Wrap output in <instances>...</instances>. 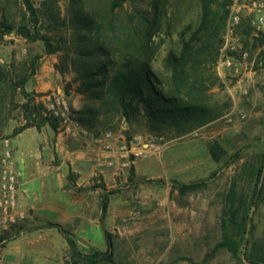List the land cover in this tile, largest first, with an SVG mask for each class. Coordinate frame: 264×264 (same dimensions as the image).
Instances as JSON below:
<instances>
[{
    "label": "rangeland",
    "instance_id": "rangeland-1",
    "mask_svg": "<svg viewBox=\"0 0 264 264\" xmlns=\"http://www.w3.org/2000/svg\"><path fill=\"white\" fill-rule=\"evenodd\" d=\"M70 1L32 0L38 11L34 26L29 16L23 20L21 0H0V176L6 151L19 173V200L7 214L0 211V264H85L74 259L67 240L82 256L100 260L103 229L112 235L113 248L111 262L98 264H264V36L250 25L253 17L244 11L240 25L226 27L223 35V44L228 40L237 51L228 52L235 66L218 60L215 68L223 86L212 91L222 107L217 120L162 139L147 131L142 118L95 135L73 114L86 103L75 86L64 93L72 70L61 75L54 68L64 54H53L54 63L45 65L52 85L40 99L34 75L43 69L44 45L17 32L23 24L31 34L36 27L62 36L68 50L71 31L60 24ZM82 1L86 9L91 6ZM133 5L151 10L149 0H127L117 15L124 19ZM47 13L58 21L48 20ZM199 15V0L160 6L149 62L157 80L167 78L166 55L178 54ZM39 104L60 120L57 132L34 113ZM26 124L39 126L30 128L44 147L43 177H32L36 185L28 195L21 191L25 175L16 167L12 143L13 131ZM125 131L132 135L129 145ZM174 183L203 186L180 196ZM104 198L108 208L102 214ZM225 233L237 257L221 245Z\"/></svg>",
    "mask_w": 264,
    "mask_h": 264
},
{
    "label": "trees",
    "instance_id": "trees-1",
    "mask_svg": "<svg viewBox=\"0 0 264 264\" xmlns=\"http://www.w3.org/2000/svg\"><path fill=\"white\" fill-rule=\"evenodd\" d=\"M21 1L23 20L29 16L36 26L38 11L32 0ZM149 1V13L133 5L132 12L123 19L117 14L124 10L127 0H88L91 6L87 9L82 0H71L67 17L62 18L60 24H67L71 31L68 50L63 47L65 38L62 36L41 34L36 27L31 34L23 24L17 29L18 34L27 40L41 41L46 54H64L54 68L61 75L68 71V67L72 70L74 77L66 83L64 93L69 95L75 86V93L86 103L73 114L95 135L114 130L120 121L131 127L134 121L142 118L147 131L154 136L163 137L167 133L181 136L221 116L222 107L214 101L212 91L223 87L215 68L232 0H199L200 15L196 27L183 40L178 54L169 52L164 59L168 73L164 81L154 77L149 62L154 53L150 38L160 6L164 7L166 0ZM48 13V20L58 21ZM146 14L152 16L153 22ZM56 27L61 26L56 24ZM23 84L21 81L18 85L23 88ZM34 113L53 132L59 130L60 120L42 104L35 107ZM30 127L39 129V126L26 124L14 130L12 135L16 136ZM124 134L129 145L132 135L128 131ZM202 186V183L173 184L180 196L193 193ZM100 206L102 214H105L108 200L104 198ZM103 236L106 250L100 260L93 255L82 256L67 240L74 259L77 257L85 264L111 262L113 237L105 229ZM223 237L225 241L221 245L237 257V247L232 245L229 235L225 233Z\"/></svg>",
    "mask_w": 264,
    "mask_h": 264
},
{
    "label": "built area",
    "instance_id": "built-area-1",
    "mask_svg": "<svg viewBox=\"0 0 264 264\" xmlns=\"http://www.w3.org/2000/svg\"><path fill=\"white\" fill-rule=\"evenodd\" d=\"M244 11L253 17L250 25L254 26L256 31L264 36V0H232L226 23L227 30L230 31L235 26L240 25ZM236 51L237 46L226 40L220 49L219 65L235 66V60L230 54ZM246 57L247 53L241 52V59H245ZM261 71L264 75V68ZM55 115H57V112H55ZM65 122L66 120L64 119ZM13 165L12 154L6 151L2 160L0 176V211L4 214L10 212L19 200L17 182L19 173L15 171Z\"/></svg>",
    "mask_w": 264,
    "mask_h": 264
},
{
    "label": "crops",
    "instance_id": "crops-1",
    "mask_svg": "<svg viewBox=\"0 0 264 264\" xmlns=\"http://www.w3.org/2000/svg\"><path fill=\"white\" fill-rule=\"evenodd\" d=\"M42 67L40 74L34 75L35 77V90L40 92V99H45L47 96L44 94L51 87V80L49 79L50 75H53L52 72H44L46 69L45 65L54 63L52 55L44 54L42 59ZM37 87V88H36ZM60 93L61 90L56 88ZM40 139V134L37 133L34 128H28L17 134L13 139V149H14V159L16 161V167L21 172H24V180L21 182V191L22 194L28 195L31 192L33 185H36V182H31L32 177L38 176L40 180L43 177V170L41 167V151L44 150L42 146L40 149L39 143L42 142ZM33 169V170H32ZM34 171V173H33ZM45 182H39V186H43ZM52 186V184H51Z\"/></svg>",
    "mask_w": 264,
    "mask_h": 264
}]
</instances>
